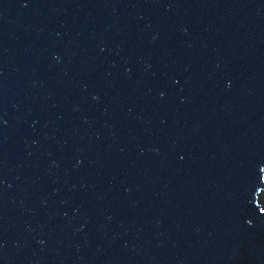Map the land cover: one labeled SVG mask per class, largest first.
Wrapping results in <instances>:
<instances>
[{"label":"water","instance_id":"1","mask_svg":"<svg viewBox=\"0 0 264 264\" xmlns=\"http://www.w3.org/2000/svg\"><path fill=\"white\" fill-rule=\"evenodd\" d=\"M264 0H0V264H264Z\"/></svg>","mask_w":264,"mask_h":264},{"label":"rangeland","instance_id":"2","mask_svg":"<svg viewBox=\"0 0 264 264\" xmlns=\"http://www.w3.org/2000/svg\"><path fill=\"white\" fill-rule=\"evenodd\" d=\"M260 202L264 205V191L260 194Z\"/></svg>","mask_w":264,"mask_h":264},{"label":"bare ground","instance_id":"3","mask_svg":"<svg viewBox=\"0 0 264 264\" xmlns=\"http://www.w3.org/2000/svg\"><path fill=\"white\" fill-rule=\"evenodd\" d=\"M263 191H264V189H263ZM263 191H262V192H263ZM259 200H260V195H259ZM260 201H261V200H260ZM260 203H261V202H260ZM261 204H262V203H261Z\"/></svg>","mask_w":264,"mask_h":264}]
</instances>
